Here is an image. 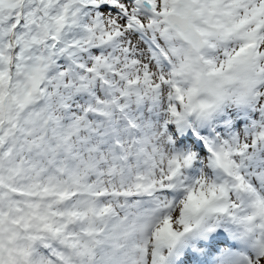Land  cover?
I'll list each match as a JSON object with an SVG mask.
<instances>
[{
    "label": "snow or ice",
    "instance_id": "6c2138e0",
    "mask_svg": "<svg viewBox=\"0 0 264 264\" xmlns=\"http://www.w3.org/2000/svg\"><path fill=\"white\" fill-rule=\"evenodd\" d=\"M0 264H264V0H0Z\"/></svg>",
    "mask_w": 264,
    "mask_h": 264
}]
</instances>
